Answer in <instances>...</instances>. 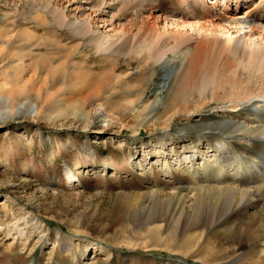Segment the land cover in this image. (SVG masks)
I'll list each match as a JSON object with an SVG mask.
<instances>
[{"label":"rangeland","instance_id":"1","mask_svg":"<svg viewBox=\"0 0 264 264\" xmlns=\"http://www.w3.org/2000/svg\"><path fill=\"white\" fill-rule=\"evenodd\" d=\"M47 1L74 19L84 6L94 16L100 3L0 0V264H264L256 262L257 257L248 261L250 253L263 249L260 244L239 253L231 251L232 243L222 230L202 239L200 232L176 226L175 220L161 217L150 222L169 213L159 204L140 216L128 214L118 198L120 193L169 192L181 186L177 181L188 183L178 174L165 178L154 159L145 170H138L133 163L143 152L156 150L159 142L163 150L175 146L180 151L181 140L203 136L208 121L221 115L215 106H206L199 112L180 111L171 117L182 103L164 101L167 88L156 68L144 66L145 72L139 75V67L133 65L130 79L99 87L101 79L124 72L125 63L120 58L94 56L85 43L78 46L80 37L60 28L43 11ZM249 8L252 5L245 4L242 12ZM182 55L172 60L180 62ZM99 102L117 117L116 124L109 127V118L86 117ZM192 102L186 106L193 110L198 105ZM222 114L246 121L252 117V113L245 117L242 110ZM102 129L106 132L101 133ZM176 141L179 144H172ZM142 144L148 148L141 150ZM227 145L236 153L246 150L247 154L242 153L246 157L264 152L263 146L247 142ZM165 155L175 166L174 154ZM68 169L73 172L74 186L66 177ZM16 220L22 225L19 235L10 231ZM33 222L34 235L24 227ZM258 225L254 233L264 234ZM41 236L46 246L36 243ZM63 238L71 240L72 252H64ZM53 247L57 251L50 260Z\"/></svg>","mask_w":264,"mask_h":264},{"label":"bare ground","instance_id":"2","mask_svg":"<svg viewBox=\"0 0 264 264\" xmlns=\"http://www.w3.org/2000/svg\"><path fill=\"white\" fill-rule=\"evenodd\" d=\"M241 2L100 0L94 16L90 8L84 6L77 13V19L69 17L65 9L48 1L43 3L42 8L60 28L72 30L80 37L78 46L85 43L94 50V56L113 58V61H116L115 58L123 60L125 71L117 77L101 79L103 81L99 82V87L120 85L130 79L133 65L139 67V75L145 72L144 66L156 68L162 74V85L167 88L164 101L174 99V102L183 104L171 117L180 111H188L189 114L199 112L206 106H215L217 115H221L219 118L214 117L216 121H208L203 136L181 140L183 145L180 151L173 149L175 146L163 150L164 144L159 142L156 150L153 148L143 152L141 159L133 163L138 170H145V166L154 159L165 178L178 174L186 177L188 183L183 182V179L179 183L177 181L181 186L169 192L162 189L120 193L118 198L128 214L140 216L159 204L165 209L167 207L169 213L154 217L150 222L155 223L161 217L165 221L175 220L176 226H186L185 229L190 232H200V238L222 230L227 234L226 240L232 243L231 251L239 252L252 248L254 243L260 244L263 249L259 252L252 250L248 261L257 257L256 262H261L264 261V234L257 235L254 231L258 224L264 228V152L246 157V150L236 153L227 145L247 142L264 147V0ZM245 4H251L252 8L242 12ZM108 14H111V19L106 21ZM99 22L102 26H98ZM84 53L87 56L88 52ZM178 53L183 54V60L173 61ZM191 100L198 105L196 109L186 106ZM227 110L231 114L242 110L245 117L250 116V113L252 117L247 121L244 117H227L222 114ZM86 117H94L95 120L109 118V127L118 122L117 117L108 113L101 102ZM157 121L160 122V118ZM104 132L106 130L102 129L101 133ZM172 144L177 145L179 141ZM139 147L141 150L148 148L145 144ZM160 147L163 150L161 152L157 151ZM168 152L176 157L175 166L165 155ZM149 153H152L151 157H148ZM66 177L70 185L73 183L74 186L71 170L66 171ZM173 204L176 205L172 207ZM35 225L36 222L25 224L24 227L31 229L30 233L34 235L37 233ZM21 226V221L16 220L10 231L13 229L19 235ZM63 239L64 252H72L71 240ZM35 241L46 246L43 236ZM54 247L49 254L50 260L57 251Z\"/></svg>","mask_w":264,"mask_h":264}]
</instances>
